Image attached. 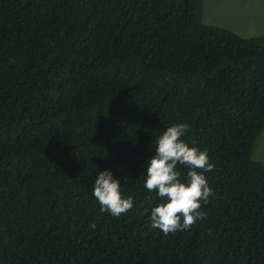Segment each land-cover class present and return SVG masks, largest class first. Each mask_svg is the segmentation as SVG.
<instances>
[{"label": "trees", "instance_id": "1", "mask_svg": "<svg viewBox=\"0 0 264 264\" xmlns=\"http://www.w3.org/2000/svg\"><path fill=\"white\" fill-rule=\"evenodd\" d=\"M176 123L212 195L165 235L141 166ZM263 132L264 35L203 0H0V264H264ZM106 169L134 201L118 218L92 195Z\"/></svg>", "mask_w": 264, "mask_h": 264}, {"label": "clouds", "instance_id": "2", "mask_svg": "<svg viewBox=\"0 0 264 264\" xmlns=\"http://www.w3.org/2000/svg\"><path fill=\"white\" fill-rule=\"evenodd\" d=\"M188 127L184 123L167 127L156 137L153 154L141 166L144 189L161 201L150 210L149 229H158L165 235L187 231L196 221L203 220L201 202L207 204L212 195L204 173L213 171L214 165L206 151L189 146L182 139ZM177 165L188 169L183 180ZM92 195L101 213L117 218L134 206L131 196H123L120 180L114 178L111 170L96 174Z\"/></svg>", "mask_w": 264, "mask_h": 264}, {"label": "rangeland", "instance_id": "3", "mask_svg": "<svg viewBox=\"0 0 264 264\" xmlns=\"http://www.w3.org/2000/svg\"><path fill=\"white\" fill-rule=\"evenodd\" d=\"M204 22L249 38L264 35V0H203ZM253 157L264 162V132Z\"/></svg>", "mask_w": 264, "mask_h": 264}]
</instances>
